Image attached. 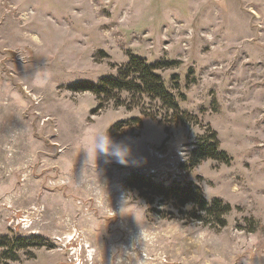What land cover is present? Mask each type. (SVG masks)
I'll return each instance as SVG.
<instances>
[{
  "label": "rangeland",
  "instance_id": "1",
  "mask_svg": "<svg viewBox=\"0 0 264 264\" xmlns=\"http://www.w3.org/2000/svg\"><path fill=\"white\" fill-rule=\"evenodd\" d=\"M130 53L175 61L158 72L197 121L68 88ZM207 124L230 160L187 167ZM133 172L221 198L225 225L141 195ZM0 236L40 238L0 264H264V0H0Z\"/></svg>",
  "mask_w": 264,
  "mask_h": 264
},
{
  "label": "trees",
  "instance_id": "2",
  "mask_svg": "<svg viewBox=\"0 0 264 264\" xmlns=\"http://www.w3.org/2000/svg\"><path fill=\"white\" fill-rule=\"evenodd\" d=\"M175 61L147 62L144 57L137 54H128L127 61L116 67L114 74H107L97 81L82 80L68 86L75 91H90L97 99V108L111 101L114 106L138 105L142 113L150 116H160V120L171 123H187L197 121L195 115L180 108L174 94L164 85L162 76L158 70L174 64ZM177 76L174 74L173 78ZM177 86V81L174 87ZM126 93L128 101L122 97ZM139 120V119H135ZM123 122L118 121L109 128L110 136H118L117 130ZM212 158L228 163L230 157L224 150L219 149L217 132L208 124L202 134L198 135L192 144L189 154L188 166L199 163L202 159ZM127 186L135 187L141 195L160 196L163 199L172 200L177 206L184 207L191 204L193 207L191 217L196 220L221 227L226 220L224 214L231 208L230 204L223 202L219 197L207 199L200 187L193 182L183 184L174 183L166 186L156 183L150 176L138 172L131 173L125 180ZM32 241L22 236H0V246L9 242V249L17 250L39 237H31ZM38 243V242H36Z\"/></svg>",
  "mask_w": 264,
  "mask_h": 264
},
{
  "label": "clouds",
  "instance_id": "3",
  "mask_svg": "<svg viewBox=\"0 0 264 264\" xmlns=\"http://www.w3.org/2000/svg\"><path fill=\"white\" fill-rule=\"evenodd\" d=\"M37 79H40L39 77H37ZM46 79V78H45ZM113 143L112 138L106 134V133H101L97 136L96 141H95V152L97 155V150H99V152L104 153V154H108L109 153V147L110 145ZM124 152L123 150H117L114 155L118 158V162L120 163H128L126 156H127V152L126 155H121V153Z\"/></svg>",
  "mask_w": 264,
  "mask_h": 264
}]
</instances>
